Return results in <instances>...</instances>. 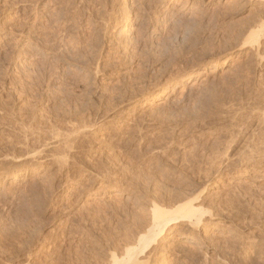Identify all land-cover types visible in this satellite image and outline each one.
Listing matches in <instances>:
<instances>
[{"label": "rangeland", "instance_id": "1", "mask_svg": "<svg viewBox=\"0 0 264 264\" xmlns=\"http://www.w3.org/2000/svg\"><path fill=\"white\" fill-rule=\"evenodd\" d=\"M25 1L0 0V97H2L0 99L6 100L9 99V97L7 98V96H10L11 103H13L10 104L11 106L9 107L12 108V106H14L13 108H16V110L24 108L22 107L24 106V99L26 98V95H28L29 91L24 90V88L26 89L29 86L26 85V82L27 84H29V81L34 82L38 79L37 81H39L38 83H40V85L38 86V91H36L35 93L38 94L40 90V93H43V80L44 78L46 80L48 79V75L47 77L43 76V53L46 56L48 54V60L52 61V54L49 52L50 50L46 51V48L43 47V0ZM88 1L87 7L84 8V15L82 16L83 21L85 19V16L89 12V9H91L92 11L94 10L96 13V11L102 8H104L102 10H104L105 13L107 12L106 14L109 13L108 15L110 18L111 16H113L112 19H114V21L109 27L105 28V23L100 20L99 16L97 19L96 14V17L93 16L90 18V20L94 18V21L92 20V23L89 25L90 27H87L88 25H86L83 21H81L82 23L80 27L76 25L77 27H79L78 30L77 28L74 29V27H72L70 31H72L74 35L72 33L71 34L74 36L75 40L79 42V45H77V47L79 48H77V50L75 49V51L72 49V47L68 48L65 47L66 45L63 44L69 42V40H66L63 43L56 44V50L58 53H56V50L54 52L58 55L62 54V57L63 55H65L66 57H64V59L62 58V60L61 58H59L60 63L57 66V69H59L56 75L57 80H54L53 77V80L50 77V79H48L52 81L51 94H53V91H55L56 94H53V96L55 95L56 97H60L62 96L61 92H64L67 94L70 93V95L73 94L74 96H76V98L78 96L80 97L82 95H85V98L83 97V100L82 98H80L81 102L86 101L88 103V100L86 99H88L89 96L87 97L86 95H90V92L87 88L89 87V85L92 84L94 85H91L92 90L95 87V89L92 91V96L90 95V98L93 99L91 101L95 100L93 103L97 104L96 99H98L99 102L100 97L103 94L108 95V97L110 95L118 94V97L116 96L117 100L120 97L119 101H123L124 104L118 101V103H121L122 105L119 106L118 104V106H116L117 110L114 107V110H111L112 112H102V114H100V112H95L96 115L92 114V117L89 116L92 119L93 123L94 121H97L96 123L100 122L102 124L98 123L96 127H90L89 130L87 128H84L85 132L87 134L89 133V135L86 134L85 136V138L87 137L88 139L83 138L84 136L81 137L83 141L81 140L79 142L83 143L82 146L78 141H74L75 143L72 141L73 144H71V142L69 143V145H73L71 147V150H73V148L75 149L71 152L69 151L70 153H68V157L62 155L63 158L66 159L64 160L65 162L61 157L60 151L59 153L57 152L59 149L53 148V152L56 151L58 153L59 157H61V161H63V164L58 163L56 161L58 159V161L60 162V159L58 155H56V153V160L55 158L51 159L53 157H48V160L45 159L46 161H49L46 163V166L45 164H43L42 166H36L34 170L28 168H12V171H7L5 167L0 168V264H32L34 260L31 259L36 256L41 257L37 259V262L43 263L41 261H43V257H45V255H47L46 258L50 256L52 263L49 258L47 259V262L43 264H53V262H56V264H58L59 262H61L60 264H106L107 261L109 263L110 257L107 255L111 254H108L110 250H114V247H116L118 248V253L120 255L123 254L125 249L137 244L138 237L141 235V233H143V227L145 225L144 216L148 217L149 208L148 205L144 207V203L141 204V199L143 198V201L146 203L147 200L144 199V195L146 193L151 192L149 193V195L152 194V190H154L153 188H156L158 192L159 188L160 192L158 193H163V191L164 195H173L174 193L173 196L176 197L175 192L176 195H180L181 192L185 191V187L188 192H190L189 190H198L197 192H200L203 189L202 184H205L207 189H205L204 191V198L202 199L203 201L201 200L202 207L204 208V211H206L204 217V225L199 229L195 230L186 226L185 229L183 227H177L166 235L161 246L157 247L153 245L154 247H152L149 252L147 251V254L144 255L142 259L146 258L147 256L149 257L150 255L151 260L149 264H264V172L261 171V173L260 169H250V171L249 169L244 170V167L241 168V164L243 162H238L240 166H237V170H235L236 168L233 166L234 170L233 167H230V170L224 169V172L215 171L214 173H217H211L213 174V176L211 175L212 179L210 178L208 180L209 182L206 180L207 183L202 182L201 184L200 180L198 179L199 169L201 167L203 168H201L200 171H205V168L208 169V167L210 166L209 163H211L215 157L216 158L213 160V162H217V160L219 161V159H221L220 156L223 157L225 153V148H222L221 145H227L228 147V145L232 143L231 140H229L230 138H234V142H236V149L234 148L233 151V153L236 152V154H234L235 156L232 155V157L234 159V162H237V159H240L242 161V159L245 157L244 155H247L245 154V151L248 150L247 152L249 153L257 145V147H259V144H255L257 143L256 140L258 141L259 135L264 134V123H262V119H264V115H262V112L264 111V105H261L264 104V80L263 78L257 77L259 76V73L261 74V71L258 67V63L255 57H251L255 59H250V64L252 65H249L250 67H247L248 69H250L249 71L246 68L247 65L243 64L248 60L247 57L249 58L251 49H247L248 52H245L244 50L234 49L231 50V52H222L219 55V52L215 51L216 47L214 48L213 45L212 47L209 43L205 42L204 40L210 37L213 38L214 35L215 42H217L216 39L219 35H224L222 37H226V39H229L227 36L234 34V32L237 30L235 28H240V25L243 24L249 18V3H247L246 0H239L241 4L243 3L242 5L245 6L243 10H240L238 12V10L236 11L234 7L235 0ZM101 3L104 5V7ZM105 5L108 7H106ZM112 6L113 9L111 8ZM105 8L107 11H105ZM129 18L131 20L130 24H128ZM192 21L195 23H193ZM196 23L197 25L199 24V28L196 27ZM101 25L107 30H103V27ZM91 26L95 31L91 29ZM89 28L90 31L87 30ZM101 29L102 32L100 31ZM98 31L100 32V35ZM103 31L106 32L104 33ZM169 31H171V33ZM225 32L233 33H231L230 35H227L226 33L225 35ZM86 33H88V35ZM137 33L139 35H143L141 36L142 38H135ZM95 39H97L98 42H96ZM198 40L200 41L198 42ZM52 43L54 42L52 41ZM52 43H49L50 46L52 45ZM190 45L193 46L191 47ZM203 47H205L206 49ZM83 48L88 53L82 50ZM89 50H91L92 52H89ZM95 52L97 53L96 55H94ZM70 53L72 55H70ZM90 53L93 54L92 56H98L96 60L97 63L93 65L92 70H90V72H86V68L83 67L84 63L86 62L82 60H84L85 58L83 57L86 56L85 60L88 62V59L92 57ZM251 56L253 55L251 54ZM73 57L75 60L73 59ZM251 60L256 61H253L252 63ZM81 62H83V65ZM95 65L99 67V72L95 69ZM192 65H197L195 69H193L192 73L188 74L182 79H171V77L173 78V75L176 73V71H178L177 69H181L183 68V66H189L188 68H190V66ZM75 72L81 78L77 77V75L74 74ZM102 72L103 74H101ZM63 74H66V77ZM71 75H75V78L74 76L71 77ZM82 78L84 79V81ZM24 79L26 80V82ZM63 80L64 83H61V81L63 82ZM84 82H86V84H84ZM248 82H250L251 84ZM66 83L67 85L65 86ZM22 84H25L26 86L24 85L23 87ZM95 85H98L99 87H96ZM14 86L16 87L14 88ZM19 86L22 87L23 91L21 87L19 88ZM62 86L67 91H65ZM8 87H13V90ZM59 87L61 90H64L61 91ZM225 87L228 89H226ZM17 88L18 91H16ZM8 89H10L11 91H9ZM131 89L132 91H130ZM126 90H128V92ZM9 92L12 95H10ZM25 92H27V94H25ZM80 92H82V95L80 94ZM35 93H32V91H30L29 94L32 95ZM123 94H125L124 98L122 96ZM130 94H132V97ZM134 94L138 96L135 97L136 99L133 97L135 96ZM40 95L43 96V94ZM127 97H129V101ZM132 98H134V100L136 101L133 102ZM215 99H217V101ZM254 99L258 100H256V104ZM3 100L0 101L3 102ZM58 101V103H56L57 101H54L52 104L46 103V101L44 102L42 107L45 105H51L50 107L53 108L52 110L54 113L52 115V110L50 109L49 115L51 114L53 119L57 115L60 116H56L57 120L62 121L64 118H66L63 120L65 123L71 122L70 124L66 123L68 126L65 129L66 131L64 130V132L68 133V131H70L69 126L75 123L78 124L77 122L79 121L76 120L77 117L79 118L78 114L81 117H83V115L79 112L76 115L74 111H69L67 112L66 116V111L64 112L61 111L62 109H60V103L62 102L61 99H58ZM58 104L60 108L57 106ZM225 104L227 107L224 106ZM57 107L58 109H56ZM54 108L57 110L58 114L55 113L56 110ZM259 108L260 110H258ZM255 109L259 112H257ZM58 110L62 113H60ZM234 111H236L238 114ZM68 113L72 117L76 115L75 121L77 122L74 121V117L72 118L68 116ZM229 113H231V115ZM234 114H236V117L232 118V116H235ZM240 118L242 120H240ZM255 118L256 120L253 122L252 120H254ZM235 119L238 121L239 125L238 123H236L237 121H235ZM79 120L81 119L79 118ZM230 120H232V123ZM249 120H251L252 122H250ZM226 122L230 125L226 124ZM250 123H252V126H249L251 125ZM105 124H107V126ZM225 124L227 126H225ZM231 125H233V128L231 127ZM245 125L247 126V131L246 128L244 129V127H246ZM248 126L251 127L252 130L251 128H248ZM226 127L228 128V130H226ZM229 127L233 129V133L230 131L231 129ZM238 127H240L242 130H238L240 129ZM261 127L263 128V130H261ZM236 128H238V131L236 130ZM258 128H260V133L262 131L261 134L257 132ZM140 129L142 130L140 131ZM239 131H241L240 134H238ZM91 132H94V134L92 133L90 135ZM234 132L237 133V135H240V137L237 136ZM244 132L246 133L244 134ZM242 133L243 135L241 136ZM141 134L143 136H141ZM223 134H226V139L221 137L223 136ZM234 134L236 135V137L233 136ZM253 134L254 139L252 138ZM138 135H140L141 137ZM255 136L257 138L256 140ZM139 137L143 138V141ZM219 137L222 139H220ZM172 139L173 141H171ZM138 140L139 142H137ZM178 140L179 143L176 142ZM219 140L224 141L223 143H220ZM226 140L228 141L226 142ZM86 141L90 142V144ZM167 141L169 142L166 143ZM246 141L247 143L253 141L256 146H254V144L250 146L251 142L247 144L245 143ZM77 142L80 144L79 147L76 146L79 145L77 144ZM153 142H155V144H153ZM214 142H219L220 144L218 145L215 143L216 146L218 145L219 147H221V149L217 147L218 149H220L221 153L219 157L215 156V154H219V151L217 148H215L216 150L214 149ZM165 143L174 144V146L178 150H176L177 154L174 155L176 151L172 153L174 155V160H170L169 158H167L166 161L165 158L162 159V157H159L162 156V154L164 156V153L160 151L163 150V144ZM151 144L153 147H151ZM244 144H247L248 146H250V148ZM159 145H163L161 146L160 150L158 149ZM202 145L204 149H202ZM106 146L111 148V150L108 149ZM166 146L164 150L167 149L168 146ZM212 146L214 149H212V151H217L216 153H212L211 148H209ZM243 146H246L249 149L246 148L245 150V147ZM261 147L262 146L260 145L259 148ZM139 148L142 151H140V154L138 153L139 155H137V151L139 152ZM194 148L200 150L194 151ZM205 148L207 150H205ZM208 148L210 149V152ZM262 148L261 149L264 150V146ZM150 149L152 150L149 152ZM201 150H204L203 154L206 158H208L210 156L209 154L211 153L210 157L213 158L211 159L209 157L211 159L209 163V158L207 160H205L206 158H203L205 161L202 158H200L201 160L198 159L199 161L197 160V158L203 157ZM221 150L224 151L221 152ZM100 151L103 152L105 161H103L104 157L103 155H101L102 153H99ZM122 151L124 152L123 154ZM134 151L136 153H134ZM205 151L207 152L205 153ZM241 151H243L244 153ZM51 152L50 155L53 153ZM113 152L115 153L112 154ZM151 152L153 154L154 152L155 154L156 152H158L156 154H159L158 157L155 155L156 157L154 156L155 158L152 159L153 155L151 154ZM191 152L193 154L195 152H198L200 155L198 153H195V156L199 155L196 158L194 155H191ZM116 153L117 156H122L126 158H123L120 161L121 164L124 165L122 166L120 164L119 166L120 168H122V171L119 167H117L113 170L117 178L115 176L110 175L109 180L108 177L102 178L103 180H99V178L96 177L95 173H93L95 169L93 164L95 162L99 163V158L100 161L102 159L104 163H110L108 160L109 158L107 157L110 154L112 158L113 156L116 157ZM237 154H240L241 156L239 157ZM148 155L151 156L149 157ZM177 155L179 156L177 157ZM171 156L170 158L172 159L173 156ZM191 156H194L196 161H194L195 159ZM237 156L239 158H237ZM131 157H135V159L132 160L133 158L131 159ZM184 158L186 159V161H189L192 158L191 161H194V164L196 165L191 166V164H193V162L190 163L191 161H189L190 165H188V162H186ZM96 159L97 161H95ZM129 159H131V161ZM181 159L184 160V162ZM174 161L176 162L174 163ZM200 161H202L208 167L201 164ZM90 162H92V164H90ZM197 162H200L198 165L199 167H197L198 172L196 168ZM129 163L131 164V166H129ZM185 163H187V167ZM235 164L238 165L237 163ZM91 165H93L94 169ZM145 165L146 167L144 168ZM59 166H61V168L63 167V170L59 169ZM136 166H143V168L139 167V169ZM181 166H184L185 168H187V170L189 166V168L192 170L195 167L196 171L193 170L192 175V170L189 171V169L186 172V169L183 167L185 169L184 170ZM6 167H12V165L8 164ZM124 167H128V169L126 168L127 171L129 170L133 174H130L129 171L125 173L126 169ZM68 168L72 170V174L68 173ZM129 168L132 169V171ZM137 169H139L141 172H139V170ZM142 169L146 173V175L144 173V176L143 174H140L143 172ZM148 169L151 170V173L153 172L152 175L150 174L148 176V173H150ZM255 170L258 171V173ZM116 171H118L119 175L116 173ZM184 171L186 174L184 173ZM235 171L237 174L235 173ZM154 172L157 176L154 175ZM195 172L197 173L195 174ZM220 173L222 175H220ZM92 174H94V176ZM123 174L125 175V177H123ZM153 176L155 177L153 178ZM162 176L163 178H161ZM85 178H88L89 182ZM89 178L92 179L90 180ZM120 178L121 180H123L122 184H117V182L120 181ZM152 178L153 181L154 179H156L155 182H157L158 184L160 183V185H156L160 186L163 190H161L160 187H156V185L154 187V182L151 180ZM145 183L146 185L144 187ZM136 185L138 186L139 191L138 188H136ZM139 186H141L142 188L144 187V189L147 187L146 189H149L147 190L148 192L145 191L146 189H141ZM199 186L202 189L199 188ZM179 189L181 190L179 191ZM141 190L142 192H140ZM166 191L169 192L167 193ZM139 192L140 195L143 192H145V194H142L140 198ZM139 203L141 205H139ZM116 204L119 206H117ZM99 207H104L105 210L109 209L110 212L108 210V213H106V215L104 214L105 216H103L104 218L107 217V219L105 220L106 222L103 218V220H100L101 225L100 221H98V223L95 222V225L89 215L91 216L90 213L94 212V210H96L95 208ZM111 207H114L116 209H111ZM118 208H120V211L117 210ZM140 209L143 211H141ZM87 211L89 212V215H87ZM142 212L146 213L147 215H142ZM210 213L214 216L210 217ZM80 220L82 222H80ZM85 221L86 223H84ZM76 228L79 229L77 230ZM89 228L94 233L90 232L89 234L85 235L86 237L81 236L82 232H84V230L86 232ZM181 228H183L184 230ZM67 229H69V231H77L74 238L75 240L73 239V243L71 244L73 245V250L71 251V253L70 251L67 252V249H69L70 246L63 245L66 240L63 243L64 238L62 236L66 234L65 236L68 237L69 232ZM100 230H103V236ZM105 235L109 239H107ZM105 238L106 240H109V242L106 241ZM59 239L62 240L59 241ZM104 241L105 244L108 242V250L103 247L105 246ZM61 242L63 244H60ZM21 245L22 250H24L22 254V251H19L21 250ZM26 245L29 246L27 247ZM24 247L27 248L23 249ZM55 247H58L59 249L57 248V250ZM52 248L56 250L53 249V251L51 250ZM62 250L65 251L62 252ZM105 250L107 251V253ZM18 251L20 252V254H17ZM61 252L64 256L61 257L63 260L59 258L62 254ZM93 252H98L99 257L93 258ZM112 252H115V250ZM50 253H53V255ZM66 253L67 255L68 253L70 255L65 257ZM35 254L37 255L35 256ZM56 258L59 259V262H57L58 259Z\"/></svg>", "mask_w": 264, "mask_h": 264}, {"label": "bare ground", "instance_id": "2", "mask_svg": "<svg viewBox=\"0 0 264 264\" xmlns=\"http://www.w3.org/2000/svg\"><path fill=\"white\" fill-rule=\"evenodd\" d=\"M6 1V0H5ZM8 1V0H7ZM23 1V0H22ZM25 1V0H24ZM31 1V0H30ZM33 1V0H32ZM36 1H39V0H36ZM88 0H43V47L44 48H46L45 50L47 51H49L51 54H52V57H51V59H52V61H50V60H48V58H47V56H49L48 54H47V56L43 53V76L44 77H47V75H48V79H52V77H53V79L55 80H57V78H56V75H57V71H59V69H57V66H58V64L60 63V59L59 58H61V60H62V58L64 59V57H66L65 55H63V57L61 56V55H58V54H56V53H58L57 52V50H56V44L57 43H63V42H65L66 40H69V42H67V43H63L64 45H66L65 47H72V49L75 51V49L77 50V48H79V47H77V45H79V42H77V40H75V38H74V34L72 33V31H70L71 29H72V27H74V29L75 28H77V30H78V28L81 26V21H83V15H84V8H86L87 7V3L89 2H87ZM20 2V1H19ZM26 2V1H25ZM28 2V1H27ZM91 2V1H90ZM104 2V1H103ZM246 2L247 3H249V6H250V16H249V18L243 23V24H241L240 26V28L238 27H236L235 29H237L235 32H234V34H231V33H233V32H225V35H226V33H227V35H230V36H227L229 39H226V37H222V36H224V35H222V36H218V38L216 39V41L217 42H215L214 41V36H213V38H207V39H204L205 40V42H207V43H209L211 46L213 45L214 46V48L216 49L215 51H217V52H219V55H220V53H222V52H231V50H234V49H239V50H244L245 52H248L247 51V49H251V53H250V55H249V58L247 57V61L245 62V63H243L244 65H247L246 66V68L249 66V65H252V64H250V59H255L256 58V60H257V63H258V67H259V69H260V71H261V74L259 73V76H257L258 78H263V80H264V0H246ZM24 3V2H23ZM94 3V2H93ZM98 3V2H97ZM107 3V2H106ZM10 4V3H9ZM102 4V3H101ZM111 4V3H110ZM243 4V3H242ZM241 4V2L239 1V0H235V2H234V7H235V10L237 11L238 10V12L240 11V10H243L244 9V6L245 5H242ZM244 4H245V2H244ZM8 5V4H7ZM21 5H22V3H21ZM30 5V4H29ZM96 5V4H95ZM99 5V4H98ZM103 5V4H102ZM101 5V6H102ZM112 5V4H111ZM111 5H109V6H111ZM242 5V6H241ZM106 6V5H105ZM103 7H104V5H103ZM106 7H108V6H106ZM232 7V6H231ZM112 9H113V6L111 7ZM27 9V8H26ZM93 9V8H92ZM102 9H104V8H102ZM102 9H99L98 11H96V13H95V11L93 10H91V9H89V12L87 13V15L85 16V19H84V23L86 24V25H88L87 27H90L89 25L92 23L91 21L94 19H92V20H90V18L91 17H96L95 15L97 14V19H98V16H99V18H100V20H102V22L103 23H105L104 25H105V28H107V27H109L110 25H111V23L114 21V19H112V17L113 16H111V18L109 17V13L108 14H106L105 12H104V10H102ZM87 10V9H86ZM105 11H107L106 10V8H105ZM109 11V10H108ZM87 12V11H86ZM111 12V11H110ZM113 12V11H112ZM106 14V15H105ZM112 14V13H111ZM107 15H108V17H107ZM129 15V14H128ZM82 17V18H81ZM20 18V17H19ZM25 18V17H24ZM148 18V17H147ZM200 18V17H199ZM36 19V18H35ZM82 19V20H81ZM115 19H116V17H115ZM125 20V19H124ZM143 20H145V19H143ZM152 20V19H151ZM190 20H191V18H190ZM37 21V20H36ZM94 21V20H93ZM35 22V21H34ZM101 22V21H100ZM118 22V21H117ZM147 22V21H146ZM193 22V21H192ZM197 22V21H196ZM131 23V20H130V18L128 19V24H130ZM193 23H195V22H193ZM34 24V23H33ZM100 24V23H99ZM102 24V23H101ZM115 24V23H114ZM149 24V23H148ZM187 24V23H186ZM199 24H200V22H199ZM199 24L197 25V23H196V27H198L199 28ZM76 25H78L79 27H77ZM188 25V24H187ZM190 25V24H189ZM34 26V25H33ZM95 26V25H94ZM96 26H97V22H96ZM99 26V25H98ZM102 26V25H101ZM113 26V25H112ZM92 27V26H91ZM103 27V26H102ZM102 27H99V28H102ZM143 27H145V26H143ZM182 27V26H181ZM82 28V27H81ZM104 27L102 28L103 30H107V29H105ZM145 28H147V27H145ZM169 28V27H168ZM92 30H94L93 29V27L91 28ZM98 29V28H97ZM102 29L100 30L101 32H102ZM188 29V28H187ZM87 30H89L90 31V28L89 29H87ZM99 30V29H98ZM95 31V30H94ZM144 31V30H143ZM172 31V30H171ZM171 31H169L170 33H171ZM198 31V30H197ZM212 31V30H211ZM211 31H210V33H211ZM88 32V31H87ZM99 32V31H98ZM104 32V31H103ZM106 32V31H105ZM104 32V33H105ZM185 32V31H184ZM199 32V31H198ZM201 32V31H200ZM73 35H72V34ZM91 33V32H90ZM139 33V32H138ZM137 33V35H136V37L135 38H142L141 36H143V35H139ZM145 33V32H144ZM177 33V32H176ZM87 35H88V33H86ZM93 34V33H92ZM183 34V33H182ZM197 34V33H196ZM217 34V33H216ZM75 35H77V34H75ZM97 35V34H96ZM99 35H100V32H99ZM102 35V34H101ZM194 35V34H193ZM86 36V35H85ZM90 36H92V35H90ZM135 36V35H134ZM208 36V35H207ZM104 37V36H103ZM191 37V36H190ZM67 38H70V39H67ZM105 38H107V37H105ZM134 38V37H133ZM146 38V37H145ZM79 39V38H78ZM98 39V38H97ZM97 39H95V41L96 42H98V40ZM104 39V38H103ZM109 39V38H108ZM148 39V38H147ZM195 39H196V37H195ZM200 39V38H199ZM143 40V39H142ZM188 40H189V38H188ZM190 40H192V39H190ZM52 41L54 42V43H52ZM94 41V42H95ZM100 41V40H99ZM109 41V40H108ZM193 41H194V38H193ZM200 40H198V42H199ZM88 42H89V40H88ZM91 42V41H90ZM125 42V41H124ZM148 42V41H147ZM188 42V41H187ZM197 42V41H196ZM195 42V43H196ZM52 43V45L50 46V44ZM93 43V42H92ZM189 43V42H188ZM110 44V43H109ZM126 44V43H125ZM145 44V43H144ZM199 44V43H198ZM48 45H49V47H48ZM80 45H81V43H80ZM200 45V44H199ZM202 45V44H201ZM206 45H208V44H206ZM210 45H208V46H210ZM92 46V45H91ZM144 46V45H143ZM191 46V45H190ZM193 46V45H192ZM191 46V47H192ZM212 46V47H213ZM202 47V46H201ZM81 48V47H80ZM85 48V47H84ZM82 49V50H84V51H86L85 49ZM92 48V47H91ZM94 48H95V46H94ZM194 48H195V46H194ZM203 48H205V47H203ZM188 49H189V47H188ZM206 49V48H205ZM208 49V48H207ZM56 50V53L54 52ZM81 50V51H82ZM88 50V49H87ZM96 50V49H95ZM214 50V49H213ZM98 51V50H97ZM100 51V50H99ZM205 51V50H204ZM210 51H211V49H210ZM73 52V51H72ZM87 52V51H86ZM89 52H92L91 50H89ZM186 52V51H185ZM233 52V51H232ZM48 53V52H47ZM61 53H62V51H61ZM82 53V52H81ZM88 53V52H87ZM60 54V53H59ZM68 54V53H67ZM84 54V53H83ZM91 54V53H90ZM89 54V55H90ZM97 53L95 52V54L94 55H96ZM140 54V53H139ZM142 54V53H141ZM182 54V53H181ZM184 54V53H183ZM247 54V53H246ZM251 54L253 55V56H251ZM70 55H72L71 53H70ZM87 55V54H86ZM93 54H91V56H92ZM107 55V54H106ZM218 55V54H217ZM248 55V54H247ZM74 56H75V53H74ZM88 56V55H87ZM135 56V55H134ZM141 56V55H140ZM178 56H179V54H178ZM251 57H255V58H251ZM80 58V57H79ZM83 58H85L86 59V56L85 57H83ZM97 58H98V56L96 57V56H92L90 59H88V62L84 59V60H82V61H84V62H86V63H84V65H83V62H81L82 63V65H83V67H85L86 68V72H90V70H92V67H93V65L95 64V63H97ZM100 58V57H99ZM176 58V57H175ZM59 59V60H58ZM68 59V58H67ZM72 59V58H71ZM73 59H74V57H73ZM82 59V58H81ZM103 59V58H102ZM182 59V58H181ZM75 60V59H74ZM80 60V59H79ZM110 60V59H109ZM176 60V59H175ZM188 60V59H187ZM243 60V59H242ZM256 60H251V62L253 63V61H256ZM182 61V60H181ZM185 61V60H184ZM183 62V61H182ZM181 62V63H182ZM188 62V61H187ZM193 62V61H192ZM197 62V61H196ZM239 62V61H238ZM63 63V62H62ZM180 63V64H181ZM190 63V62H189ZM242 63V62H241ZM71 64V63H70ZM78 64H79V62H78ZM108 64V63H107ZM256 64V63H255ZM254 64V65H255ZM86 65V66H85ZM140 65V64H139ZM182 65V64H181ZM187 65V64H186ZM60 66V65H59ZM96 66V65H95ZM141 66V65H140ZM175 66V65H174ZM174 66H172V67H174ZM178 66V65H177ZM197 65H192V66H190V68H188L189 66H183V68H181V69H177L178 71H176V73L173 75V78L171 77V79H176V80H178V79H182L183 77H185V76H187L188 74H190V73H192L193 72V69H195V67H196ZM71 67V66H70ZM181 67V66H180ZM241 67V66H240ZM239 67V68H240ZM250 67V66H249ZM256 67V66H255ZM59 68V67H58ZM72 68V67H71ZM245 68V69H246ZM252 68V67H251ZM64 69V68H63ZM95 69L99 72V67L98 66H96L95 67ZM103 69V68H102ZM140 69V68H139ZM166 69V68H165ZM248 69V68H247ZM253 69V68H252ZM256 69V68H255ZM258 69V70H259ZM68 70V69H67ZM66 70V71H67ZM72 70V69H71ZM75 70V69H74ZM95 70V71H96ZM138 70V69H137ZM172 70V69H171ZM189 70H191V71H189ZM250 69H248V71H249ZM61 71V70H60ZM94 71V72H95ZM96 71V72H97ZM102 71V70H101ZM139 71V70H138ZM238 71V70H237ZM243 71H245V70H243ZM247 71V70H246ZM247 71V72H248ZM93 72V71H92ZM91 72V73H92ZM141 72V71H140ZM174 72V71H173ZM253 72V71H252ZM251 72V73H252ZM64 73V72H63ZM69 73V72H68ZM82 73V72H81ZM246 73V72H245ZM67 74V73H66ZM66 74H63L65 77H66ZM74 74H76L77 75V73L75 72ZM96 74H98V73H96ZM101 74H103V72L101 73ZM173 74V73H172ZM247 74V73H246ZM70 75V74H69ZM85 75V74H84ZM245 75V74H244ZM243 75V76H244ZM248 75V74H247ZM255 75V74H254ZM59 76V75H58ZM74 76V78H75V75H73ZM72 75H71V77H73ZM89 76V75H88ZM91 76V75H90ZM93 76V75H92ZM237 76V75H236ZM50 77V78H49ZM77 77H79L78 75H77ZM136 77V76H135ZM143 77V76H142ZM242 77V76H241ZM240 77V78H241ZM248 77V76H247ZM254 77V76H253ZM62 78V77H61ZM73 78V79H74ZM79 78H81V77H79ZM78 78V79H79ZM84 78V77H83ZM82 78V79H83ZM85 78H86V76H85ZM94 78V77H93ZM92 78V79H93ZM102 78V77H101ZM236 78V77H235ZM46 80L45 78H44V80H43V93H40L41 92V90L38 92V94L37 93H35L36 91H38L37 89H38V86L40 85V83H38L39 81H34V80H32V81H34V82H31V81H29L28 83L29 84H27V82H26V80H25V82H26V85H29L26 89L24 88V90H29L28 91V95H26V98L24 99L25 101H24V106H22V107H24L23 109H20V110H16V108H13L14 106H12V108L11 107H9V106H11L10 104H12L11 103V98H10V96H7V98L9 97V99H6V100H3V99H0V100H3V102H1L0 101V168H4L5 167V169L7 170V171H12V168H28V169H31V170H34L35 169V167L36 166H42L43 164H45V166H46V163L47 162H49V161H46L45 159H47L48 160V157H53V158H51V159H54L55 158V160H56V156H55V154L58 152L59 153V151H60V154H61V157H62V159H63V161L64 160H66L65 158H63V156H66V157H68L69 155H68V153H70L71 151H73L75 148H73V150H71L72 148V146L73 145H69V143L71 142V144H73L72 143V141L74 142V141H81L82 140V136H84L83 138H85V136H86V132H85V129L84 128H87L88 130L90 129V127L91 128H94V127H96L97 126V124L98 123H100V122H98V123H96L95 121H94V123H93V121H92V119L89 117V116H93V115H96L95 114V112H97V113H99L100 112V114H102V112H104V113H107L108 111H110V112H112L113 110H114V107H115V109H116V106H118V104H119V106H121L122 104H124L123 103V101H119V98H118V100H117V98H116V96L118 95H115L114 93V95H110L109 97H108V95H101V97H100V100H99V102H98V99H96L97 101H96V103L97 104H95V103H93L94 101H91V100H93V99H91L90 97L92 96L91 94H93V90L95 89V87H94V89L92 90V86H94V85H89V87L88 86H85V87H88L87 89H88V91L90 92L89 94L91 95H86L87 97H88V99H86V100H88V103L85 101H82L81 102V99L80 98H82V100H83V97L85 98V95H82L81 93L83 92L82 90V92H80V94L82 95V96H78L77 98H76V96H74L73 94L72 95H70V93L69 94H67V93H62L61 92V94H62V96H60V97H56L55 95L53 96V94H56L55 93V91H53L54 93L53 94H51L52 92H51V84H52V81L51 80ZM52 79V80H53ZM72 79V80H73ZM131 79V78H130ZM249 79V78H248ZM252 79V78H251ZM24 80H23V82H24ZM29 80H31V79H29ZM64 80H65V78H64ZM64 80H63V82L61 81V83H64ZM86 80H87V78H86ZM99 80V79H98ZM128 80V79H127ZM236 80H238V79H236ZM260 80H262V79H260ZM71 81V80H70ZM83 81H84V79H83ZM82 81V82H83ZM95 81V80H94ZM135 81V80H134ZM141 81V80H140ZM248 81V80H247ZM15 82V81H14ZM37 82V83H36ZM58 82V81H57ZM66 82V81H65ZM72 82V81H71ZM80 82H81V80H80ZM89 82V81H88ZM264 82V81H263ZM68 83V82H67ZM67 83L65 84V86L67 85ZM94 83V82H93ZM248 83H250V82H248ZM12 84V83H11ZM15 84V83H14ZM60 84V83H59ZM75 84V83H74ZM73 84V85H74ZM77 84V83H76ZM84 84H86V82H84ZM97 84V83H96ZM100 84V83H99ZM151 84V83H150ZM149 84V85H150ZM236 84V83H235ZM251 84V83H250ZM253 84V83H252ZM259 84H260V81H259ZM17 85V84H16ZM24 85L25 84H22V86L24 87ZM25 85V86H26ZM42 85V84H41ZM64 85V84H63ZM154 85H156V84H154ZM245 85V84H244ZM4 86V85H3ZM12 86V85H11ZM96 86V85H95ZM129 86V85H128ZM145 86V85H144ZM238 86V85H237ZM16 86H14V88H15ZM21 86H19V88H20ZM63 87V86H62ZM84 87V88H85ZM96 87H99L98 85L96 86ZM124 87V86H123ZM126 87V86H125ZM131 87H132V85H131ZM246 87H247V85H246ZM251 87V86H250ZM5 88V87H4ZM8 88H11L12 90H13V87H8ZM55 88V87H54ZM64 88V87H63ZM72 88V87H71ZM106 88V87H105ZM120 88V87H119ZM122 88V87H121ZM226 88V87H225ZM237 88V87H236ZM255 88V87H254ZM256 88H257V86H256ZM260 88V87H259ZM2 89V88H1ZM6 89V88H5ZM21 89H22V87H21ZM39 89H40V87H39ZM42 89V88H41ZM59 89H60V87H59ZM65 89V88H64ZM64 89H62V90H64ZM73 89V88H72ZM71 89V90H72ZM104 89V88H103ZM116 89H118V88H116ZM129 89V88H128ZM141 89V88H140ZM224 89V88H223ZM222 89V90H223ZM226 89H228V88H226ZM235 89V88H234ZM239 89V88H238ZM9 91H11L10 89H8ZM20 90V89H19ZM61 90V89H60ZM61 90V91H62ZM70 90V89H69ZM68 90V91H69ZM123 90V89H122ZM237 90V89H236ZM235 90V91H236ZM241 90V89H240ZM261 90V89H260ZM260 90H258V91H260ZM15 91V90H14ZM16 91H18V88L16 89ZM15 91V92H16ZM22 91H23V89H22ZM21 91V92H22ZM30 91H32V93H35V94H32V95H30L29 93H30ZM65 91H67L66 89H65ZM86 91V90H85ZM104 91V90H103ZM105 91H106V89H105ZM104 91V92H105ZM124 91V90H123ZM127 92H128V90H126ZM130 91H132V89L130 90ZM140 91V90H139ZM148 91V90H147ZM225 91V90H224ZM231 91V90H230ZM2 92H3V90H2ZM5 92V91H4ZM58 92V91H57ZM71 92V91H70ZM100 92V91H99ZM102 92V91H101ZM107 92H108V90H107ZM106 92V93H107ZM113 92V91H112ZM137 92V91H136ZM136 92H133V93H136ZM254 92V91H253ZM12 93V92H11ZM43 94V96L42 95H40V94ZM60 93V92H59ZM96 93V92H95ZM118 93V92H117ZM132 93V94H133ZM225 93H227V92H225ZM236 93V92H235ZM264 93V92H263ZM7 94V93H6ZM9 94H10V92H9ZM22 94H24V93H22ZM25 94H27V92H25ZM79 94V95H80ZM85 94V93H84ZM122 94V93H121ZM132 94H130L131 95V97H132ZM238 94V93H237ZM10 95H12V94H10ZM77 95V94H76ZM125 94H123L122 96H123V98L125 97L124 96ZM130 95H129V97H130ZM135 96H133L134 98L137 96L136 94H134ZM239 95V94H238ZM237 95V96H238ZM250 95V94H249ZM254 95V94H253ZM252 95V96H253ZM22 96V95H21ZM58 96V95H57ZM114 96V97H113ZM121 96V97H122ZM216 96V95H215ZM220 96V95H219ZM227 96V95H226ZM231 96V95H230ZM251 96V95H250ZM86 97V98H87ZM94 97V96H93ZM92 97V98H93ZM118 97V96H117ZM129 97H127L128 98V101H129ZM138 97V96H137ZM214 97V96H213ZM221 97V96H220ZM233 97V96H232ZM256 97V96H255ZM0 98H2V97H0ZM89 98H90V100H89ZM123 98H121V99H123ZM134 98H132L133 99V102L134 101H136V100H134ZM215 98V97H214ZM230 98V97H229ZM238 98V97H237ZM251 98V97H250ZM58 99H61V103H60V105H61V108L59 107V104L57 105L60 109H62L61 111H66V116H67V112H69V111H74L75 113H76V115H77V113L79 112L80 114L82 113V115H83V117H81L79 114H78V116H79V118L81 119V120H79V118L77 117V119H76V115H74L73 117H74V121H75V119L76 120H78L79 122H77V121H75V122H77L78 124H73V125H71V126H69L70 127V131H68V133H66V132H64V130L66 129V127L68 126L67 124H70V123H65L63 120L64 119H66V118H64L63 119V117H65V116H63V115H61V116H63L62 117V121L60 120H57L56 119V116H55V120L53 119V117L51 116V114L49 115V110L51 109H53V108H51L50 106L51 105H45V106H43L42 107V105L44 104V102H46V103H53L54 101H57L56 103H58L59 101H58ZM132 99H131V101H132ZM136 99V98H135ZM138 99V98H137ZM19 100V99H18ZM80 100V101H79ZM127 100V99H126ZM216 101H217V99H215ZM255 100V99H254ZM257 100V99H256ZM256 100H255V104L257 103L256 102ZM264 100V99H263ZM14 101V100H13ZM23 101V100H22ZM118 101L119 102H121V103H118ZM130 101V102H131ZM225 101V100H224ZM223 101V102H224ZM229 101H231V100H229ZM234 101H235V99H234ZM234 101H232V102H234ZM258 101V100H257ZM124 102H125V100H124ZM127 102V101H126ZM219 102V101H218ZM222 102V103H223ZM258 103H260V102H258ZM21 104V103H20ZM126 104V103H125ZM229 104V103H228ZM227 104V105H228ZM233 104V103H232ZM231 104V105H232ZM249 104V103H248ZM214 105V104H213ZM237 105V104H236ZM241 105V104H240ZM261 105H264V104H261ZM138 106V105H137ZM215 106V105H214ZM224 106H226V104L224 105ZM243 106H245V105H243ZM257 106H258V104H257ZM22 107H20V108H22ZM55 107V106H54ZM58 107L56 108V109H58ZM124 107V106H123ZM227 107V106H226ZM236 107V106H235ZM218 108V107H217ZM231 108V107H230ZM234 108V107H233ZM243 108V107H242ZM253 108H255V107H253ZM258 108V107H257ZM55 109V108H54ZM55 109V110H56ZM113 109V110H112ZM232 109V108H231ZM251 109V108H250ZM112 110V111H111ZM117 110V109H116ZM228 110V109H227ZM256 110V109H255ZM258 110H260V108L258 109ZM262 110V109H261ZM59 111V110H58ZM257 111V110H256ZM60 112V111H59ZM72 112H70V113H72ZM109 112V113H110ZM228 112V111H227ZM234 112H236V111H234ZM237 112H238V110H237ZM236 112V113H237ZM251 112H252V110H251ZM257 112H259V111H257ZM262 112V111H261ZM53 110H52V115H53ZM55 113H57V110L55 111ZM60 113H62V112H60ZM75 113H73V114H75ZM219 113V112H218ZM225 113V112H224ZM240 113V112H239ZM256 113V112H255ZM263 114L262 115H264V111L262 112ZM58 114V113H57ZM64 114V113H63ZM69 114V113H68ZM85 114H86V116H88V117H86L85 116ZM87 114H89V115H87ZM93 114V115H92ZM230 115H231V113H229ZM228 114V115H229ZM238 114V113H237ZM243 114V113H242ZM253 114V113H252ZM261 114V113H260ZM235 116L233 117L232 116V118H235L236 117V114H234ZM245 115V114H244ZM259 115V114H258ZM52 117V119H51V117ZM68 116H70V117H72L70 114L68 115ZM239 116H240V114H239ZM238 116V117H239ZM243 116V115H242ZM57 117H60V116H57ZM72 117V118H73ZM103 117V116H102ZM244 117V116H243ZM250 117V116H249ZM67 118H69V117H67ZM71 118V119H72ZM86 118V119H85ZM94 118V117H93ZM100 118V117H99ZM251 118H253V117H251ZM264 118V117H263ZM59 119V118H58ZM95 119H96V117H95ZM231 119V118H230ZM236 119H238V118H236ZM235 119V121H237ZM245 119V118H244ZM261 119V118H260ZM70 120V119H69ZM73 120V119H72ZM71 120V121H72ZM94 120V119H93ZM227 120V119H226ZM240 120H242L241 118H240ZM247 120H248V118H247ZM246 120V121H247ZM256 120V118L254 119V120H252L253 122ZM263 120V122L262 123H264V119H262ZM261 120V121H262ZM73 121V122H74ZM99 121H100V119H99ZM231 121V123H232V120H230ZM250 122H252L251 120H249ZM60 122V123H59ZM106 122V121H105ZM225 122V121H224ZM228 122V121H227ZM226 122V124H228ZM240 122V121H239ZM242 122V121H241ZM245 122V121H244ZM236 123H238V121L236 122ZM246 123V122H245ZM260 123V122H259ZM66 124V125H65ZM100 124H102V123H100ZM99 124V125H100ZM225 124V126H227ZM251 125H249V126H252V123H250ZM254 124V123H253ZM106 126H107V124H105ZM228 125H230V124H228ZM238 125H239V123H238ZM259 125V124H258ZM263 125V124H262ZM102 126V125H101ZM233 125H231V127H232ZM242 126V125H241ZM244 126V125H243ZM246 126V125H245ZM248 126V128H251V127H249ZM69 127H68V129H69ZM98 127H100V126H98ZM237 127V126H236ZM260 127V126H259ZM223 128V127H222ZM222 128H220V129H222ZM227 128V127H226ZM230 128V127H229ZM233 128V127H232ZM238 128H240V127H238ZM238 128H236V130L238 129ZM246 128V131H247V126L246 127H244V129ZM262 128V127H261ZM263 128H264V126H263ZM263 128L261 129V130H263ZM84 129V130H83ZM231 129V128H230ZM256 129V128H255ZM260 128H258V130H257V132H259L260 130H259ZM94 130V129H93ZM93 130H90V131H93ZM99 130V129H98ZM139 130V129H138ZM142 129H140V131H141ZM226 130H228V128L226 129ZM233 129H231L230 131L233 133V131H232ZM238 130H242L241 128L240 129H238ZM237 130V131H238ZM251 130H252V128H251ZM66 131V130H65ZM234 131H235V129H234ZM244 131V130H243ZM264 131V130H263ZM88 132V131H87ZM95 132V131H94ZM94 132H91L90 133V135L93 133L94 134ZM97 132V131H96ZM226 132V131H225ZM228 132V131H227ZM229 133V132H228ZM235 133V132H234ZM241 133V131H239V133L238 134H240ZM246 132H244V134H245ZM256 133V132H255ZM260 133V132H259ZM259 133H258V135H259ZM261 133H262V131H261ZM260 133V134H261ZM138 134V133H137ZM145 134V133H144ZM236 135H237V133H235ZM233 135V136H235L236 137V135ZM247 134H248V132H247ZM87 135H89V133L87 134ZM222 135V134H221ZM220 135V136H221ZM229 135H231V134H229ZM243 135V133L241 134V136ZM256 135V134H255ZM258 135H257V138H258ZM138 136H140V135H138ZM141 136H143L142 134H141ZM140 136V137H141ZM224 136V137H223ZM223 136H221L222 138H224V139H226L227 137H226V134L224 135L223 134ZM237 136H239L240 137V135H237ZM139 137V138H140ZM146 137V136H145ZM144 137V138H145ZM226 137V138H225ZM230 137V136H229ZM228 137V138H229ZM81 138V139H80ZM87 138V137H86ZM85 138V139H86ZM93 138V137H92ZM220 138V137H219ZM222 138H220V139H222ZM244 138V137H243ZM245 138H247V137H245ZM249 138V137H248ZM251 138V137H250ZM252 138L254 139V134L252 135ZM251 138V139H252ZM256 138V136H255V140L257 139ZM88 139V138H87ZM90 139V138H89ZM135 139V138H134ZM142 141H143V138H140ZM218 139V138H217ZM232 139H234V138H232ZM231 138L229 139V140H231V142L232 143H230L229 145H228V147H227V145L225 146V145H221L222 146V148H225V153H224V155H223V157L222 156H220L221 155V153H220V149H221V147H219L218 145H220L219 144V142L221 143H223V141L224 140H222V141H220L219 140V142L218 143H216V142H214V144L216 143V144H218L217 146H216V144L214 145L213 144V146H214V149L215 148H217V147H219L220 149H218V151H219V154L217 153V155L215 154V156H217V157H221V159H219V161L217 160V162L215 161V162H213V160L216 158H214L213 160H212V162L211 163H209V161L213 158H211L210 156H211V153L209 154L210 156V158L208 159V158H206L205 156H204V154H203V152H204V150L202 151L201 150V153H202V156L203 157H199V158H197L198 156H195V153L193 154L192 152V154L191 155H194L196 158H197V160L199 159V160H201L200 158H206L205 160H207L208 159V163L210 164V166L208 167V166H206L202 161H200L201 162V164H203V165H205L206 167H208V169L207 168H205V171L204 170H202V171H200L201 170V168H203V167H201V165H200V169H199V174H198V179L200 180V182H201V184H202V182L203 183H205L206 182V180L208 181L210 178L212 179V176H213V174H211V173H214L215 171H222V172H224L223 170L224 169H229L230 167H235L236 169L235 170H237V166H240V164H238V162H240V163H242V164H244V165H242L241 164V168H245L244 170H247V169H249V171H250V169H260V172L262 171V172H264V150H262L263 148V146H264V134H262V135H259V138H258V141L256 140V142L257 143H255L256 145L257 144H259V147H260V145L262 146L261 148H259V147H257L254 143H253V141H250L251 142V144H250V146L252 145V144H254V146H256L255 148H254V146H253V150L252 151H250L251 149H252V147H251V149L249 150L250 152L248 153L247 151H245V154H247V155H244L245 157L242 159V157H241V159H242V161L240 160V159H237V162H234V159H233V157H232V155H234V154H236V152L235 153H233V151H234V148L236 147V142H234L235 141V139L234 140H232ZM237 139H239V138H237ZM252 139V140H253ZM249 140V139H248ZM247 140V141H248ZM83 141V140H82ZM88 141V140H87ZM86 141V142H87ZM170 141V140H169ZM169 141H167L166 143H168ZM171 141H173V139L171 140ZM170 141V142H171ZM228 140H226V142H227ZM237 141V140H236ZM241 141V140H240ZM243 141V140H242ZM247 141L245 142V143H247ZM77 142V144H81V146H82V144L83 143H81V142H79L78 143ZM137 142H139V140L137 141ZM177 143H179V140L178 141H176ZM244 142V141H243ZM249 142V143H250ZM255 142V141H254ZM75 143V142H74ZM87 143H89L90 144V142H87ZM165 143V144H166ZM175 143V142H174ZM181 143V142H180ZM249 143H247V144H249ZM80 144L79 145H76V146H80ZM150 144V143H149ZM153 144H155V142H153ZM163 144V145H159L158 147V149L160 150V148H161V146H163V150H164V148H165V146L167 147V149H165L164 150V152H163V150L162 151H160V152H162V153H164V156H163V154H162V156H159V157H162V159L163 158H165V160L167 159V158H169L170 160H174V155L175 154H177V149H176V147L174 146V144H171V143H169L170 144V146H169V144ZM228 144V143H227ZM243 144V143H242ZM247 144H244V145H247ZM84 145H85V143H84ZM84 145H83V147H84ZM87 145V144H86ZM138 145H139V143H138ZM142 145V144H141ZM177 145H179V144H177ZM176 145V146H177ZM206 145V144H205ZM204 145V146H205ZM241 145V144H240ZM56 146V147H55ZM75 146V147H76ZM88 146V145H87ZM134 146V145H133ZM211 146V145H210ZM213 146L212 147H209V148H211V151H212V149H213ZM225 146V147H224ZM239 146V145H238ZM248 146V145H247ZM250 146H248L249 148H250ZM82 147V148H83ZM103 147V146H102ZM107 147V146H106ZM137 147H139V146H137ZM136 147V148H137ZM151 147H153L152 146V144H151ZM150 147V148H151ZM155 147V146H154ZM178 147H180V146H178ZM201 147V146H200ZM202 147H203V145H202ZM206 147V146H205ZM243 147H245V150H246V148H248V147H246V146H243ZM53 148H58L59 150L56 152L55 150V152H53ZM108 149H110L111 150V148H109V147H107ZM199 148V147H198ZM207 148V147H206ZM205 148V150H207ZM208 148V149H209ZM248 148V149H249ZM103 149V148H102ZM101 149V150H102ZM134 149V148H133ZM132 149V150H133ZM156 149H157V147H156ZM202 149H204V147L202 148ZM213 149V150H214ZM236 149V148H235ZM239 149H241V148H239ZM243 149V148H242ZM51 150H52V152L54 153V155H53V153L51 152ZM109 150V151H110ZM138 150V149H137ZM152 149H150L149 150V152L151 151ZM154 150V149H153ZM177 150V151H176ZM195 150H200V149H195L194 148V151ZM216 150V149H215ZM70 151V152H69ZM103 151V150H102ZM102 151H100L99 153H102L101 155H103V152ZM114 151V150H113ZM140 151H142V150H140V148H139V152L137 151V155H139L140 154ZM147 151V150H146ZM156 151V150H155ZM176 151V152H175ZM222 151H224V150H221V152ZM230 151V152H229ZM236 151V150H235ZM50 152L52 153L51 155H50ZM121 152V151H120ZM153 152V151H152ZM151 152V154L153 155L152 157V159H154L156 156L158 157V155H156L158 152H156V154H155V152H154V154ZM175 152V153H174ZM200 152V151H199ZM207 151H205V153H206ZM209 152H210V149H209ZM217 152V151H216ZM216 152H214V151H212V153H216ZM241 152H243V151H241ZM247 152V153H246ZM58 153L56 154V155H58ZM98 153V154H99ZM110 153V152H109ZM115 152H113L112 154H114ZM124 152L122 151V154H123ZM127 153V152H126ZM126 153H125V155H126ZM132 153V152H131ZM130 153V154H131ZM134 153H136L135 151H134ZM133 153V154H134ZM139 153V154H138ZM148 153V152H147ZM172 153H174V155L172 154ZM196 153V154H197ZM233 153V154H232ZM244 153V152H243ZM243 153H242V156H243ZM121 154V153H120ZM129 154V155H130ZM133 154H132V156H133ZM171 154H172V156H173V158L171 159L170 158V156H171ZM63 155V156H62ZM68 155V156H67ZM111 155V154H110ZM109 155V156H110ZM116 155V157H114L113 156V158H112V156H108L107 158H109L108 160H109V162L110 163H104L103 161H105V157H104V155H103V157H104V160L102 161V159H101V161H100V158L98 159L99 161V163H97V162H93L94 164V168H93V165H91L92 166V168L94 169V172L93 173H95V175H96V177L97 178H99V180H101L102 178H107L108 177V180H109V176L110 175H112V176H115L116 177V175H115V172L113 171L114 169H116L117 167H119L120 166V164H121V159H123V158H125V157H122V156H117V153L115 154ZM125 155H123V156H125ZM128 155V154H127ZM142 155V154H141ZM156 155V156H155ZM161 155V154H160ZM206 155H208V154H206ZM239 157L241 156L240 154H237ZM55 156V157H54ZM149 156V155H148ZM151 156V155H150ZM149 156V157H150ZM155 156V157H154ZM171 156V157H172ZM179 155H177V157H178ZM194 156H191V157H193L194 158ZM235 156V155H234ZM237 156V158H239ZM58 157H59V155H58ZM61 157H59V159H60V162L58 161V159L56 160L58 163H62L63 161H61ZM73 157V156H72ZM102 157V156H101ZM128 157H130V156H128ZM127 157V158H128ZM146 157V156H145ZM176 157V156H175ZM133 158V159H132ZM141 158H143V157H141ZM148 158V157H147ZM235 158V157H234ZM126 159V158H125ZM131 159L132 160H134L135 159V157H131ZM131 159H129L130 161H131ZM137 159V158H136ZM157 159V158H156ZM195 159V158H194ZM203 159V160H204ZM45 160V161H44ZM55 160H52V161H55ZM72 160V159H71ZM74 160V159H73ZM129 160H127V161H129ZM158 160V159H157ZM160 160V159H159ZM164 160V161H165ZM176 160V159H175ZM179 160V159H178ZM182 160V159H181ZM180 160V161H181ZM184 160L186 161V159L184 158ZM184 160H182L183 162H184ZM189 160V159H188ZM192 160V158L189 160V161H191ZM198 160V161H199ZM204 160V161H205ZM69 161V160H68ZM95 161H97V159L95 160ZM126 161V160H125ZM154 161V160H153ZM167 161V160H166ZM189 161H186V162H188V165H190L189 164ZM194 161H196V159L194 160ZM194 161H191L190 163H192L193 162V164H191V166L193 165H196V164H194ZM236 161V160H235ZM65 162V161H64ZM132 162H134V161H132ZM160 162V161H159ZM176 161H174V163H175ZM199 162V163H200ZM51 163H53V162H51ZM54 163H56V162H54ZM66 163H67V161H66ZM97 163V164H96ZM125 163V162H124ZM128 163V162H127ZM131 163V162H130ZM129 163V166H131V164ZM157 163V162H156ZM155 163V164H156ZM166 163V162H165ZM199 163L197 162V166H196V168L197 167H199L198 165H199ZM206 163H207V161H206ZM235 163H237L238 165H236ZM8 164H11L12 165V167H6ZM63 164V163H62ZM90 164H92V162H90ZM89 164V165H90ZM146 164V163H145ZM187 163H185V165H186ZM209 164H207V165H209ZM48 165V164H47ZM59 165V164H58ZM109 165V166H108ZM122 166H124L123 164H121ZM133 165V164H132ZM142 165V164H141ZM173 165V164H172ZM183 165H184V163H183ZM202 165V166H203ZM52 166V165H51ZM54 166V165H53ZM63 166V165H62ZM65 166V165H64ZM90 166V167H91ZM121 166V167H122ZM128 166V165H127ZM50 167V166H49ZM48 167V168H49ZM58 167V166H57ZM60 168L59 169H61V170H63L62 168H61V166H59ZM82 167V166H81ZM137 167V166H136ZM139 167H141V168H143V166H139ZM139 167H137V168H139ZM146 167V165L144 166V168ZM182 167V166H181ZM184 167V166H183ZM182 167V168H183ZM186 167H187V165H186ZM190 167V166H189ZM188 167V170L190 169ZM234 167H233V170H234ZM120 168V167H119ZM125 168V167H124ZM127 169H128V167H126ZM125 168V169H126ZM147 168H148V166H147ZM185 168V167H184ZM183 168V169H184ZM240 168V169H241ZM37 169V168H36ZM65 169V168H64ZM69 170H67L68 171V173H71L72 174V170L70 169V168H68ZM84 169V168H83ZM89 169V168H88ZM122 168H120V170H121ZM127 169L125 170L126 172L125 173H127L128 171H127ZM130 169V168H129ZM136 169V168H135ZM140 169V168H139ZM139 169H137V170H139ZM151 169V168H150ZM156 169V168H155ZM186 169V172L188 171L187 170V168H185ZM184 169V170H185ZM239 169V168H238ZM4 170V169H3ZM58 170V169H57ZM82 170V169H81ZM92 170V169H91ZM119 170V171H120ZM131 171H132V169H130ZM149 170V169H148ZM180 170H181V168H180ZM192 169H190L189 171H191ZM193 170H195L196 171V169H195V167H194V169ZM193 170H192V175H193ZM230 170V169H229ZM242 170V169H241ZM60 171V170H59ZM78 171V170H77ZM83 171V170H82ZM85 171V170H84ZM122 171V170H121ZM123 171H124V169H123ZM142 171H143V169H142ZM150 171V173H148V171H147V173H148V176L151 174L152 175V173H151V170H149ZM153 171V170H152ZM232 171V170H231ZM256 171V170H255ZM33 172V171H32ZM61 172V171H60ZM90 172V171H89ZM130 172V171H129ZM138 172V171H137ZM139 172H141L140 170H139ZM197 172H198V168H197ZM197 172H195V174L197 173ZM216 172V173H217ZM227 172H229V171H227ZM226 172V173H227ZM257 173H258V171H256ZM261 172V173H262ZM68 173H66V174H68ZM116 173L118 174V171H116ZM124 173V172H123ZM124 173V174H125ZM132 172H130V174H131ZM144 171L142 172V173H140V174H143V176H144ZM184 173H185V171H184ZM189 173V172H188ZM216 173H214V174H216ZM235 173H236V171H235ZM57 174H58V172H57ZM62 174V173H61ZM64 174V173H63ZM79 174V173H78ZM82 174V173H81ZM80 174V175H81ZM91 174V173H90ZM123 174V175H124ZM133 174V173H132ZM158 174V173H157ZM186 174V173H185ZM194 174V175H195ZM228 174V173H227ZM231 174V173H230ZM237 174V173H236ZM85 175V174H84ZM88 175V174H87ZM93 176H94V174H92ZM119 175V174H118ZM121 175H122V173H121ZM145 175H146V173H145ZM154 175L155 176H157L156 174H155V172H154ZM160 175H162V174H160ZM190 175V174H189ZM212 175V176H211ZM220 175H222L221 173H220ZM259 175V174H258ZM64 176V175H63ZM70 176V175H69ZM82 176V175H81ZM89 176V175H88ZM132 176V175H131ZM130 176V177H131ZM155 176H153V178L155 177ZM72 177V176H71ZM75 177V176H74ZM79 177V176H78ZM91 177V176H90ZM123 177H125V175L123 176ZM151 177V176H150ZM149 177V178H150ZM41 178V177H40ZM81 178V177H80ZM94 178V177H93ZM117 178V177H116ZM153 178L151 179L152 181H153ZM161 178H163V176L161 177ZM194 178H195V176H194ZM85 179H87L88 180V178H85ZM84 179V180H85ZM90 180L92 179V178H89ZM95 179V178H94ZM123 179V178H122ZM171 179V178H170ZM192 179H193V177H192ZM41 180H43V179H41ZM60 180V179H59ZM103 180V179H102ZM105 180V179H104ZM149 180V179H148ZM151 180H150V182H151ZM155 180L156 179H154V187H155V185L156 184H158L157 182H155ZM159 180V179H158ZM174 180V179H173ZM179 180V179H178ZM189 180V179H188ZM47 181V180H46ZM122 181L123 180H121V178H120V181L119 182H117V184L119 183H121L122 184ZM169 181V180H168ZM43 182V181H42ZM81 182V181H80ZM85 182V181H84ZM88 182H89V180H88ZM95 182H96V180H95ZM103 182V181H102ZM126 182V181H125ZM180 182V181H179ZM209 182V181H208ZM45 183V182H44ZM65 183V182H64ZM82 183V182H81ZM164 183H166V182H164ZM207 183V182H206ZM46 184V183H45ZM61 184V183H60ZM90 184H91V181H90ZM94 184V183H93ZM115 184V183H114ZM126 184V183H125ZM176 184H178V183H176ZM197 184H198V180H197ZM196 184V185H197ZM200 184V183H199ZM200 184V185H201ZM209 184V183H208ZM51 185V184H50ZM65 185V184H64ZM113 185V184H112ZM139 185V184H138ZM145 185H146V183L144 184V187H145ZM149 185V184H148ZM147 185V186H148ZM158 185H160V183L158 184ZM42 186V185H41ZM45 186V185H44ZM89 186V185H88ZM117 186V185H116ZM119 186V185H118ZM187 186V185H186ZM208 186V185H207ZM213 186V185H212ZM48 187V186H47ZM51 187V186H50ZM91 187V186H90ZM115 187V186H114ZM122 187V186H121ZM120 187V188H121ZM124 187V186H123ZM141 189H144V187L142 188L141 186H139ZM149 187V186H148ZM156 187H160V186H157L156 185ZM167 187V186H166ZM179 187V186H178ZM183 187V186H182ZM181 187V188H182ZM125 188V187H124ZM136 188H138V186L136 185ZM147 188V187H146ZM145 188V189H146ZM151 188H153V187H151ZM163 188H164V186H163ZM169 188V187H168ZM186 188V187H185ZM184 188V190L185 191H183L184 192V194H183V192H181V194L180 195H176V192H175V196L176 197H174L173 195H174V193H173V195L171 194V192H170V194L171 195H164L163 193H164V191H163V193L161 194V193H158V192H160V190H159V188H158V192H157V189L156 188H153L154 190H152V194H150L149 195V193H151V192H148L147 190H149V189H144L145 191H147L148 193H146L145 194V192H143V193H141V195L143 194H145L144 196H145V200H147L146 201V203L143 201V198L141 199L142 200V202H141V204H143V206L145 207V206H147L148 205V208H149V211H148V217L147 216H144V221H145V225H144V227H143V233H141V235L138 237V239H137V244H135V245H132L131 247H128L127 249H125V251L123 252V254H119L118 253V248H116V247H114L115 249V252H112V251H114V250H110L109 252H108V254H110V255H107V256H109L110 257V262L108 263V261H107V263L106 264H149V262H150V260H151V258H150V255H149V257L147 256H145L146 258H144V259H142L143 257H144V255H146L147 253V251L149 252V250L152 248V247H154L153 245H155V246H157V247H159V246H161V244H162V242L164 241V239H165V237H166V235L167 234H169V232H171L172 230H174V229H176L177 227H183L184 229H185V226L186 227H190V228H192V229H199L200 227H202L203 225H204V217H205V214H206V211H204V208L202 207V204H201V202L203 201L202 199L204 198V191H205V189H206V186H205V184L203 185L202 184V188L199 186V188H201L202 190L200 191V192H197V191H193V190H189L190 192H188L186 189ZM188 188V187H187ZM194 188V187H193ZM135 189V188H134ZM160 189H161V187H160ZM189 189V188H188ZM49 190H50V188H49ZM150 190V191H151ZM161 190H163V189H161ZM177 190V189H176ZM181 189H179V191H180ZM207 190V189H206ZM138 191H139V188H138ZM188 193H187V192ZM73 192V191H72ZM76 192V191H75ZM74 192V193H75ZM140 192H142V190L140 191ZM140 192H139V195H140ZM167 192V191H166ZM169 192V191H168ZM167 192V193H168ZM186 192V193H185ZM135 193H136V191H135ZM179 193V192H178ZM206 194V193H205ZM70 195V194H69ZM141 195H140V198H141ZM210 195V194H209ZM72 196V195H71ZM143 196V197H144ZM206 196V195H205ZM211 197V196H210ZM206 198V197H205ZM138 199H139V197H138ZM207 199V198H206ZM210 199V198H209ZM202 200V201H201ZM70 203V202H69ZM213 203V202H212ZM118 204V203H117ZM116 204V205H117ZM140 203H139V205H141ZM211 204V203H210ZM111 205V204H110ZM115 205V204H114ZM117 206H119V205H117ZM110 207V206H109ZM108 207V208H109ZM115 207V206H114ZM113 207V208H114ZM105 208H107V207H105ZM112 207H111V209H113ZM96 210H94V212H92V213H90L91 214V216L89 215V212H88V214L87 215H89V217H91V219H92V221L94 222V224L96 225V223L95 222H97L98 223V221H100V220H103V216H105L106 215V213H108V210L109 209H104V207L103 208H101V207H99V208H95ZM104 209V210H103ZM116 208H114V210H115ZM120 208H118L117 210L118 211H120L119 210ZM133 209V208H132ZM141 209H142V207H141ZM140 209V210H141ZM113 210V211H114ZM139 210V211H140ZM90 211V210H89ZM123 211V210H122ZM134 211V210H133ZM141 211H143V210H141ZM109 212H110V210H109ZM146 212V211H145ZM86 213V212H85ZM105 214V215H104ZM147 215L146 213H144V212H142V215ZM141 215V216H142ZM82 216V215H81ZM209 216L210 217H212V216H214V215H212L211 213L209 214ZM87 217V216H86ZM143 217V216H142ZM83 218V217H82ZM214 218V217H213ZM86 219H88V218H86ZM90 219V218H89ZM107 219V217L106 218H104V221ZM81 220H83V219H81ZM80 220V222H82ZM92 221H90V222H92ZM88 222V221H87ZM106 222V221H105ZM105 222H103V223H105ZM84 223H86V221L84 222ZM93 224V223H92ZM93 224V225H94ZM100 225H101V221H100ZM104 225V224H103ZM102 225V226H103ZM80 226V225H79ZM89 226V225H88ZM78 227V226H77ZM93 227V226H92ZM98 227H99V225H98ZM83 228V227H82ZM81 228V229H82ZM91 228V227H90ZM90 228L89 229H87V231L85 232V230H84V232H82V235L80 234L81 232V230L79 231L80 233V235L81 236H84V237H86L85 235L86 234H89L90 232H92L91 230H90ZM94 228V227H93ZM183 228H181V229H183ZM77 229V228H76ZM79 229V228H78ZM77 229V230H78ZM84 229V228H83ZM100 229V228H99ZM104 229V228H103ZM183 229V230H184ZM68 230V232H69V234H68V237H66L65 235H63L62 237L64 238V240H63V243H64V241H65V243L63 244L62 242L60 243V244H63L64 246H70L69 247V249H67V252L68 251H70V253H71V251L73 250V245H71L72 243H73V239L75 238V234H76V232L77 231H74V230H72V231H69V229H67ZM97 230V229H96ZM95 230V231H96ZM99 231V230H98ZM101 231V230H100ZM103 231V230H102ZM102 231H101V233H102ZM191 231V230H190ZM198 231V230H197ZM92 233H94V232H92ZM92 233H91V235H92ZM105 233V232H104ZM70 235V236H69ZM90 235V236H91ZM104 234L102 233V236H103ZM107 235V234H106ZM105 235V236H106ZM65 236V237H64ZM89 236V235H88ZM108 236V235H107ZM106 236V237H107ZM78 237V236H77ZM60 238V237H59ZM62 238V239H63ZM62 239H59V241L60 240H62ZM107 239H109L108 237H107ZM75 240V239H74ZM105 240H106V238H105ZM70 241V242H69ZM106 241H108L109 242V240H106ZM69 242V243H68ZM108 242L105 244V241H104V244H105V246H103V247H105V249H107V247H108V249H109V245H108ZM85 245H87V244H85ZM27 247L29 246V245H26ZM62 246V245H61ZM27 247H24L23 249H25V248H27ZM60 247V246H59ZM63 247V246H62ZM87 247V246H86ZM111 247V246H110ZM156 247V248H157ZM56 248V247H55ZM58 248V247H57ZM56 248V249H57ZM64 248H66V247H64ZM18 249V248H17ZM29 249V248H28ZM27 249V250H28ZM54 248H52L51 250H53ZM56 249H54V250H56ZM59 249V248H58ZM57 249V250H58ZM107 249V250H108ZM111 249V248H110ZM19 250V249H18ZM53 250V251H54ZM61 250V249H60ZM66 250V249H65ZM64 250V251H65ZM17 251V250H16ZM16 251H15V253H16ZM19 251H22L21 252V254L24 252V250H22V245H21V250H19ZM18 251V253L17 254H20V252ZM63 250H62V252H64ZM106 251V250H105ZM30 252V251H29ZM61 252V253H62ZM14 253V252H13ZM25 253H26V250H25ZM31 253V252H30ZM49 253V252H48ZM60 253V254H61ZM106 253H107V251H106ZM16 254V255H17ZM50 254H52L53 255V253H50ZM49 254V255H50ZM59 254V255H60ZM15 255V256H16ZM31 255V254H30ZM37 254H35V256H36ZM70 254L68 253V255H67V253H66V255H65V257L66 256H69ZM99 255V253L98 252H93V258L94 257H99L98 256ZM18 256V255H17ZM33 256V255H32ZM46 256L47 255H45V257H43V261H41V262H43V263H46L47 262V259H49L50 258V256L49 257H47L46 258ZM28 257H29V255H28ZM52 257V256H51ZM61 257H64L63 256V253L61 254V256L59 257V258H61ZM14 258V257H13ZM38 258H41V257H33L31 260H34L33 261V263L32 264H43V263H40V262H37V259ZM45 258H46V260H45ZM30 259V258H29ZM53 259V258H52ZM56 259H58V258H56ZM62 259V258H61ZM60 259V260H61ZM28 260V259H27ZM45 260V261H44ZM50 260H51V258H50ZM54 260V259H53ZM63 260V259H62ZM12 261V260H11ZM30 261V260H29ZM29 261H27V262H29ZM13 262V261H12ZM49 262V261H48ZM57 262H59V259L57 260ZM11 263V262H10ZM51 263H52V260H51ZM56 264V262H53V264ZM61 262H59L58 264H60ZM22 264V263H21ZM24 264V263H23ZM27 264V263H26ZM28 264H31V263H28Z\"/></svg>", "mask_w": 264, "mask_h": 264}]
</instances>
